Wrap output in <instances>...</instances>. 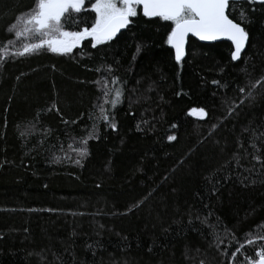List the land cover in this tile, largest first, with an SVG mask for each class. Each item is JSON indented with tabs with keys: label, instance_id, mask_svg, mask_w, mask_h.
<instances>
[{
	"label": "trees",
	"instance_id": "1",
	"mask_svg": "<svg viewBox=\"0 0 264 264\" xmlns=\"http://www.w3.org/2000/svg\"><path fill=\"white\" fill-rule=\"evenodd\" d=\"M94 2L64 30L91 29ZM36 6L0 0V264L259 259L264 3H229L248 34L239 60L229 42L189 38L180 61L174 23L138 6L102 43L17 55L39 42L16 35Z\"/></svg>",
	"mask_w": 264,
	"mask_h": 264
},
{
	"label": "snow or ice",
	"instance_id": "2",
	"mask_svg": "<svg viewBox=\"0 0 264 264\" xmlns=\"http://www.w3.org/2000/svg\"><path fill=\"white\" fill-rule=\"evenodd\" d=\"M259 2L264 3V0ZM84 5L85 0H37L36 8L22 19L24 27L16 35L22 37L32 33L39 42L25 45L17 55L31 54L45 46L53 53L67 54L87 37L102 43L129 23V18L137 14L136 6L139 5L143 6L145 15L159 16L174 23L168 42L176 50L177 61L184 55L183 45L189 33L201 40L226 36L235 45L233 59L240 56L248 39L244 28L226 15L229 0H95L92 10L96 12V20L91 29L79 32L64 30L66 14L81 12ZM190 115L203 118L206 114L203 109H193ZM169 139L174 140L175 137ZM84 154L81 151V155ZM256 255L259 257L256 264H264V250Z\"/></svg>",
	"mask_w": 264,
	"mask_h": 264
},
{
	"label": "water",
	"instance_id": "3",
	"mask_svg": "<svg viewBox=\"0 0 264 264\" xmlns=\"http://www.w3.org/2000/svg\"><path fill=\"white\" fill-rule=\"evenodd\" d=\"M239 1H247V0H229V3H230V2H239ZM249 1H253V2H255V3L261 4V2H259V0H249ZM138 7L140 8L141 13H142L145 17H158V16H148V15H145V14H144V10H143V6H142V5H139ZM227 9H228V8H227ZM227 9H226V15H228V14H227ZM228 18L231 19L229 16H228ZM231 20H232V19H231ZM233 22H235V21L233 20ZM235 23H237V22H235ZM238 24H239V23H238ZM239 25H240V24H239ZM127 26H128V24H127L125 27L119 29V31H117L116 34H118V33L122 32V31H124V30L127 28ZM240 26H241V25H240ZM174 27H175V25L173 26V29H174ZM241 27H242V26H241ZM173 29H172V31H173ZM172 31H171V32H172ZM116 34H115V35H116ZM170 35H171V33H170ZM189 38H193V39L197 40V41L200 42V43H214V42H219V41H226V42H229V43L231 44V46H232V55H233L234 52H235V45H234V43H233L230 39H228L226 36H221L220 38L215 39V40H201L198 36H195V35H192L191 33H189V34L186 36L185 41H184V45H183L184 53H185V49H186V46H187V43H188ZM247 42H248V39H247V41H246V43H245L244 48L241 50L240 56H239L237 59H234V60H239V59H240L241 54H242V53L245 51V49H246ZM169 46H170V48H171L172 51H173L174 58L176 59V50H175V48H174L171 44H169ZM183 57H184V55H183ZM183 57H182V58H183ZM182 58H181V59H182ZM176 60H177V59H176ZM257 261H258V259H257L253 264H256Z\"/></svg>",
	"mask_w": 264,
	"mask_h": 264
},
{
	"label": "rangeland",
	"instance_id": "4",
	"mask_svg": "<svg viewBox=\"0 0 264 264\" xmlns=\"http://www.w3.org/2000/svg\"><path fill=\"white\" fill-rule=\"evenodd\" d=\"M118 6H119V5H118ZM83 30H84V29H83ZM83 30H82V31H83Z\"/></svg>",
	"mask_w": 264,
	"mask_h": 264
}]
</instances>
